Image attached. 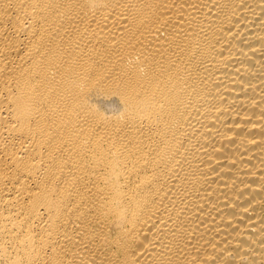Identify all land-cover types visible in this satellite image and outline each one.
Masks as SVG:
<instances>
[{"label":"bare ground","instance_id":"obj_1","mask_svg":"<svg viewBox=\"0 0 264 264\" xmlns=\"http://www.w3.org/2000/svg\"><path fill=\"white\" fill-rule=\"evenodd\" d=\"M264 0H0V264H261Z\"/></svg>","mask_w":264,"mask_h":264},{"label":"rangeland","instance_id":"obj_2","mask_svg":"<svg viewBox=\"0 0 264 264\" xmlns=\"http://www.w3.org/2000/svg\"><path fill=\"white\" fill-rule=\"evenodd\" d=\"M261 264H264V260H263V262Z\"/></svg>","mask_w":264,"mask_h":264}]
</instances>
